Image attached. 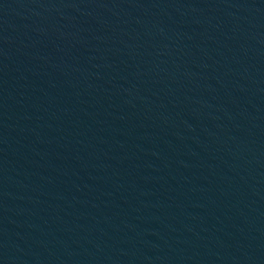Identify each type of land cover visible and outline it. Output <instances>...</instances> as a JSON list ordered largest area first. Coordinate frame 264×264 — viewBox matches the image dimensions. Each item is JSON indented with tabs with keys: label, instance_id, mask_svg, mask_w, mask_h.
<instances>
[{
	"label": "water",
	"instance_id": "95a60500",
	"mask_svg": "<svg viewBox=\"0 0 264 264\" xmlns=\"http://www.w3.org/2000/svg\"><path fill=\"white\" fill-rule=\"evenodd\" d=\"M0 264H264V0H0Z\"/></svg>",
	"mask_w": 264,
	"mask_h": 264
}]
</instances>
